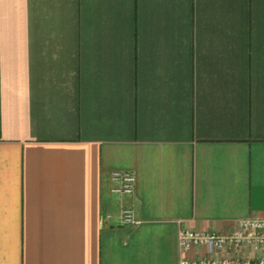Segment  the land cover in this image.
Here are the masks:
<instances>
[{
	"label": "crops",
	"instance_id": "obj_1",
	"mask_svg": "<svg viewBox=\"0 0 264 264\" xmlns=\"http://www.w3.org/2000/svg\"><path fill=\"white\" fill-rule=\"evenodd\" d=\"M248 218L264 0H0V264H180Z\"/></svg>",
	"mask_w": 264,
	"mask_h": 264
},
{
	"label": "built area",
	"instance_id": "obj_2",
	"mask_svg": "<svg viewBox=\"0 0 264 264\" xmlns=\"http://www.w3.org/2000/svg\"><path fill=\"white\" fill-rule=\"evenodd\" d=\"M111 180L113 194L134 193L136 177L132 172H113ZM121 221L129 227L140 223L130 207L122 209ZM179 245L183 253L192 247L206 252V256L197 259L182 258L180 264H264V219L239 220L229 234L181 230Z\"/></svg>",
	"mask_w": 264,
	"mask_h": 264
}]
</instances>
